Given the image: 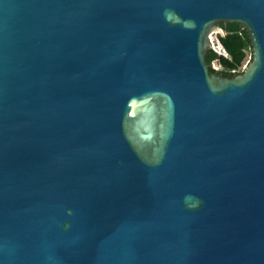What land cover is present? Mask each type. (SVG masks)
<instances>
[{"label":"water","instance_id":"water-1","mask_svg":"<svg viewBox=\"0 0 264 264\" xmlns=\"http://www.w3.org/2000/svg\"><path fill=\"white\" fill-rule=\"evenodd\" d=\"M0 264H264V0H0Z\"/></svg>","mask_w":264,"mask_h":264},{"label":"trees","instance_id":"trees-1","mask_svg":"<svg viewBox=\"0 0 264 264\" xmlns=\"http://www.w3.org/2000/svg\"><path fill=\"white\" fill-rule=\"evenodd\" d=\"M226 34H218L217 37L220 44L228 54V57L217 54L210 50L206 54V61L211 65L209 72L211 75H219L224 78H234L243 74V66L246 64L248 57L252 60V44L247 32L237 23H229L227 27L220 25ZM218 63L219 68L212 67L214 63Z\"/></svg>","mask_w":264,"mask_h":264},{"label":"built area","instance_id":"built-area-1","mask_svg":"<svg viewBox=\"0 0 264 264\" xmlns=\"http://www.w3.org/2000/svg\"><path fill=\"white\" fill-rule=\"evenodd\" d=\"M217 35H218V33H214L213 35H211L216 42V45H213L212 50L215 51L219 55H223L224 57H228V54L225 51V49L223 48V46L220 44V41H219ZM246 66H247V64H244L243 69H245Z\"/></svg>","mask_w":264,"mask_h":264},{"label":"rangeland","instance_id":"rangeland-1","mask_svg":"<svg viewBox=\"0 0 264 264\" xmlns=\"http://www.w3.org/2000/svg\"><path fill=\"white\" fill-rule=\"evenodd\" d=\"M249 62H250V57H248V59H247V61H246V64L248 65ZM213 68L218 69V68H219L218 63L215 62V63L213 64Z\"/></svg>","mask_w":264,"mask_h":264}]
</instances>
